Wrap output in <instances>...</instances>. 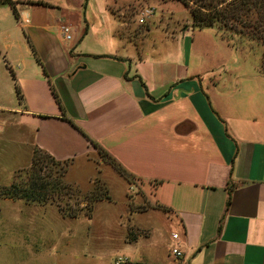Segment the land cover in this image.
<instances>
[{"label": "crops", "instance_id": "obj_1", "mask_svg": "<svg viewBox=\"0 0 264 264\" xmlns=\"http://www.w3.org/2000/svg\"><path fill=\"white\" fill-rule=\"evenodd\" d=\"M15 1L18 18L0 6V113L28 135L31 157L89 164L101 148L152 183L154 206H130L128 264H264V88H220V73L199 70L191 26L150 40L148 24L129 23L132 5ZM155 232L161 250L142 252Z\"/></svg>", "mask_w": 264, "mask_h": 264}, {"label": "rangeland", "instance_id": "obj_2", "mask_svg": "<svg viewBox=\"0 0 264 264\" xmlns=\"http://www.w3.org/2000/svg\"><path fill=\"white\" fill-rule=\"evenodd\" d=\"M110 2L120 10L132 5L129 23L135 30L148 24L150 40L157 41L172 31L179 34L192 23L189 9L179 0ZM145 6L153 7L154 14L140 24L138 13ZM187 32L185 36L191 39L196 56L201 57L199 70L216 73V81L220 73V88L236 87L246 93L264 88L259 75L264 74L260 70L262 62L264 66V46L247 38L223 37L213 27H189ZM19 127L0 113V185L24 183L31 168V144ZM88 160L89 164L79 165L70 160H46L43 173L58 177L63 184L61 190L48 192L46 201L0 199V264H115L118 256L128 258L132 247L124 244L125 234L128 240L134 237L135 230L130 227L139 221L130 206L140 211L154 206L150 197L152 183L127 175L100 151L91 153ZM81 206L90 207L91 214L79 212ZM75 211L77 215L72 217ZM149 222L154 227L161 223L156 215ZM161 239V234L155 232L141 251L152 246L158 252Z\"/></svg>", "mask_w": 264, "mask_h": 264}, {"label": "trees", "instance_id": "obj_3", "mask_svg": "<svg viewBox=\"0 0 264 264\" xmlns=\"http://www.w3.org/2000/svg\"><path fill=\"white\" fill-rule=\"evenodd\" d=\"M190 11L192 17L191 27H213L222 33L223 37L233 39L235 36L256 41L264 46V0H179ZM8 4L12 8L15 18L19 17L15 0H0V6ZM264 57V51L262 53ZM260 70L264 71L263 62ZM260 72V71H259ZM261 73V72H260ZM14 80L15 92L21 101L22 94L16 83L14 73L11 71ZM264 75V74H263ZM103 153V150L99 148ZM59 162L45 151L35 148L32 154V164L24 183L16 182L9 185H0V199H22L27 202H43L48 199V192L61 190L63 184L58 177L53 178L51 174L43 173L47 166L46 160ZM66 161V160H65ZM115 162V161H114ZM116 163V162H115ZM121 171L126 172L119 164ZM134 177V176H133ZM108 199V195L105 196ZM98 199H103L100 197ZM87 206V205H86ZM93 207V206H92ZM79 212L85 210L91 214V208L78 209ZM77 211L72 217H75ZM1 214V207H0ZM131 234V233H129Z\"/></svg>", "mask_w": 264, "mask_h": 264}, {"label": "built area", "instance_id": "obj_4", "mask_svg": "<svg viewBox=\"0 0 264 264\" xmlns=\"http://www.w3.org/2000/svg\"><path fill=\"white\" fill-rule=\"evenodd\" d=\"M153 14H154V8L153 7H150V6L143 7L138 13V22L140 24L145 23L149 19V17L152 16ZM58 29H59V32L62 34V36L65 40H70L72 38V30H71L69 25L60 24ZM172 236L174 238H177L178 234L173 233ZM172 251L176 255L179 254V252L176 248H173ZM125 263H127V257L118 256L117 259L115 260V264H125Z\"/></svg>", "mask_w": 264, "mask_h": 264}]
</instances>
